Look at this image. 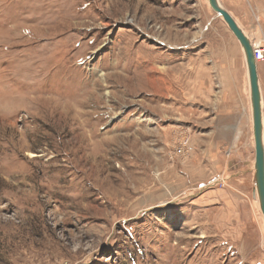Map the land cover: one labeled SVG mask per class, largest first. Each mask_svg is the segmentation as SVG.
Instances as JSON below:
<instances>
[{
    "label": "rangeland",
    "instance_id": "1",
    "mask_svg": "<svg viewBox=\"0 0 264 264\" xmlns=\"http://www.w3.org/2000/svg\"><path fill=\"white\" fill-rule=\"evenodd\" d=\"M220 1L264 49V0ZM240 97L207 0H0V264H264Z\"/></svg>",
    "mask_w": 264,
    "mask_h": 264
},
{
    "label": "water",
    "instance_id": "2",
    "mask_svg": "<svg viewBox=\"0 0 264 264\" xmlns=\"http://www.w3.org/2000/svg\"><path fill=\"white\" fill-rule=\"evenodd\" d=\"M214 14L221 17L227 28L238 41L245 61L246 75L248 79L249 102L252 113V135L254 144L253 162V189L252 197L255 192L258 197L259 208L264 219V148L262 140V96L257 70V63L254 58L253 48L250 40L243 29L237 24L229 11L219 0H207Z\"/></svg>",
    "mask_w": 264,
    "mask_h": 264
},
{
    "label": "bare ground",
    "instance_id": "3",
    "mask_svg": "<svg viewBox=\"0 0 264 264\" xmlns=\"http://www.w3.org/2000/svg\"><path fill=\"white\" fill-rule=\"evenodd\" d=\"M219 2L221 3V1L219 0ZM233 17V16H232ZM234 18V17H233ZM235 19V18H234ZM236 21V19H235ZM237 22V21H236ZM237 24L239 25V23L237 22ZM240 26V25H239ZM241 27V26H240ZM242 28V27H241ZM243 29V28H242ZM244 31V30H243ZM245 33V31H244ZM246 34V33H245ZM247 35V34H246ZM248 37V36H247ZM249 38V37H248ZM250 40V43H251V46L253 48V46L255 45V43L253 41H251V39L249 38ZM260 41L256 42V44H260L259 43ZM240 46V45H239ZM253 52H254V48H253ZM255 58V56H254ZM256 60V59H255ZM264 58L262 60H256V63L259 62V61H263ZM243 61H244V58H243ZM244 64H245V61H244ZM245 70H246V67H245ZM159 77V76H158ZM164 79V78H163ZM247 82H248V79H247ZM248 93H249V90H248ZM261 96H262V92H261ZM262 101H261V105H262V140H263V148H264V113H263V108H264V99L263 97L261 98ZM250 104V102H249ZM251 109V107H250ZM250 109H249V106L248 104L246 106H241L239 107V110L238 112H236L235 110V113H233V118L234 120L231 121V123H234L233 124V127L231 128L232 129V132H234V134L236 135V137L238 138L240 133L243 132V129H245V125L247 124L249 128H252V113H250ZM240 137L237 139L238 140V143L240 141ZM256 192H255V197H256ZM254 197V198H255ZM258 200V197L256 198ZM255 199V200H256ZM258 205H259V202H256ZM262 214V213H261Z\"/></svg>",
    "mask_w": 264,
    "mask_h": 264
},
{
    "label": "crops",
    "instance_id": "4",
    "mask_svg": "<svg viewBox=\"0 0 264 264\" xmlns=\"http://www.w3.org/2000/svg\"><path fill=\"white\" fill-rule=\"evenodd\" d=\"M238 97H239V95H238ZM242 105H243V106H246V105H247V104L244 102V100H243L242 97L237 98V100L235 99V103H234V105L231 106V111H230L231 113H230V115H229L230 123H231L232 120H234V118H233V113H235V110H236V112H238L239 107H241ZM233 124H234V123H231L230 128L233 127Z\"/></svg>",
    "mask_w": 264,
    "mask_h": 264
},
{
    "label": "built area",
    "instance_id": "5",
    "mask_svg": "<svg viewBox=\"0 0 264 264\" xmlns=\"http://www.w3.org/2000/svg\"><path fill=\"white\" fill-rule=\"evenodd\" d=\"M253 48L255 59L262 60L264 58V49L261 47V44H255Z\"/></svg>",
    "mask_w": 264,
    "mask_h": 264
}]
</instances>
